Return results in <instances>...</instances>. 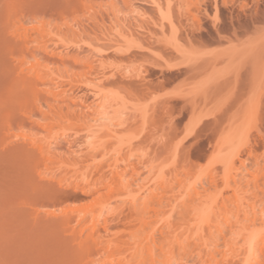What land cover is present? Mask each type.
Returning a JSON list of instances; mask_svg holds the SVG:
<instances>
[{
    "label": "rangeland",
    "instance_id": "obj_1",
    "mask_svg": "<svg viewBox=\"0 0 264 264\" xmlns=\"http://www.w3.org/2000/svg\"><path fill=\"white\" fill-rule=\"evenodd\" d=\"M19 68L24 74L45 73L44 83L37 86L41 95L32 92L30 97L17 82L22 74ZM55 88L63 90V96L53 98ZM48 105L57 111L67 105L81 108L91 116L92 129L55 119L57 111ZM46 112L52 113H47L50 118ZM43 114L48 117L45 121ZM51 119L52 128L45 123ZM9 122L15 130L11 134ZM18 127L30 132L27 138L13 139ZM31 130L34 135L29 138ZM56 132L58 138L63 132L69 135L57 140L52 137ZM50 135L48 154L68 156L88 144L112 159L118 153L132 159L146 152L149 157L157 154L156 163L168 185L174 172L181 179L174 190L167 188L166 196L181 184L196 185L199 190L203 185L210 193H218H211L218 199L213 210L209 207L218 216L224 212L223 200L230 201L229 208L235 202L230 200L236 193L231 187L234 181L230 186L222 176L227 172L224 161L238 150L232 171L243 206L247 205L243 209L251 210L245 218L240 215L239 224L249 223L261 236L264 0H0V264H87L77 242L89 238L90 225H85L90 216L81 218L77 209L89 204L96 191L88 198H72L38 180L43 174L49 179L50 169L59 163L43 168L45 163H37L29 147L43 143L44 138V144L48 143ZM41 168L47 173H39ZM132 171L126 172L124 181L132 179ZM105 187L96 189L106 192L102 199L111 195L107 194L110 186ZM72 202L77 209H72L76 207ZM107 209L105 214L112 208ZM255 212L258 220L254 222ZM224 213L215 214L217 220L230 217ZM232 216L234 212L225 232L236 220ZM243 240L239 238V245ZM196 253L194 249L190 264H200Z\"/></svg>",
    "mask_w": 264,
    "mask_h": 264
},
{
    "label": "bare ground",
    "instance_id": "obj_2",
    "mask_svg": "<svg viewBox=\"0 0 264 264\" xmlns=\"http://www.w3.org/2000/svg\"><path fill=\"white\" fill-rule=\"evenodd\" d=\"M26 37H25V40L27 39ZM28 40L29 39H27V41ZM31 41L33 40L31 39ZM30 42L29 44L33 43L34 46L37 43V42L35 43V41L31 43ZM29 44L28 42L26 43V45H29ZM37 44L36 46H39ZM45 48L47 47L45 46ZM33 55L35 54H32V56ZM23 57H25V55ZM28 65L33 68L35 66L34 63L32 64L34 66L27 64V67ZM19 66H23L24 68V65L20 64ZM23 68H19V71L21 69L22 74H20L19 72L18 77L19 75L20 77L17 82L20 83L21 85L23 84L25 88L28 89L29 91L28 95L30 97H32V92L35 94H38V96L41 95V92L39 91L37 86H40L44 83L43 81L45 80L44 78L45 71L43 72L44 74L42 76L35 75L34 74L35 71H33L34 73L31 71L29 72V74H24L25 72L24 69L26 68L24 69ZM35 69H36V66H35ZM37 71H36V74L41 73L40 71H38L39 73ZM27 73H28V70H27ZM58 76L60 77V75ZM51 79L52 78H50V80ZM60 87H61V84H60ZM59 88L57 87V89ZM57 89L55 90L57 92L53 91L54 92L52 95L53 98L55 97L57 98V96L61 94L60 91H63L61 89L60 90H57ZM65 90L67 89H64V93H65ZM49 95L47 96L48 99L50 98ZM52 105L51 107H49L48 105L49 107L48 109L54 108L52 107ZM59 107H56V108L58 109ZM71 107H72L71 105H67L66 108L64 107L59 108L58 111L55 110V108L52 109V111L54 110L55 112L56 111L57 112L54 114L56 118L54 116H52L51 118H55L57 120L61 118H62L61 120L63 119L73 120L75 124H79L81 126L86 125L87 129L91 130L93 126L89 124V121H90V120L88 121L89 114L80 110L81 108L72 109ZM49 111L51 112V110ZM31 112L32 110L30 111V113ZM48 112H46V114ZM48 114L47 116L51 115L52 113H50L49 115ZM44 115L45 114H43V117L41 116V118L44 119L45 121L46 118L48 117L45 118ZM22 116H24V114ZM52 120L53 119H51V121L49 120L50 122H45V123L47 124L51 123ZM74 120H76L77 123ZM9 124H7V126ZM91 124H94V123L92 122ZM11 125L12 124H10L9 128H11ZM49 126L51 127L53 125L48 124V127ZM8 130L9 131L7 132H9L10 134L12 131L15 132L13 128L8 129ZM5 132L6 130L3 133ZM26 132L25 130L22 131V129L19 128L16 131V133L12 134L13 136H15L13 137V139L14 138H27L28 133L30 134V132L28 133ZM31 133H33V131ZM63 133L61 134L60 132V134L62 135L60 137H64L65 134L67 136L69 135L67 132H63ZM57 134L58 132H56V134H53L54 136L52 137L57 140H60L61 139L60 137L58 138V136H55ZM32 135H34V133L29 135V138L30 136L32 137ZM5 136H7V134ZM47 138L46 139L49 140V142L47 141L49 144L48 143L44 144V142H46L45 138H44L45 141L44 140L41 141L43 143L37 145L36 147H34L31 144L29 147L30 153L34 156L35 161L37 163H40V165H41V162L45 163V164H42V165H45V166H42L43 168L47 167L50 169L52 167V165L48 167L49 165L48 163L50 162L51 163L58 162L59 166L53 167L55 171L53 169H50L51 173H50L49 179L47 178L45 179L44 176L46 175L43 174V179L41 176V178L38 180H41L42 183L47 184V187H49L53 191L64 192L68 194L69 197H72V198L82 199V198L87 197L90 192L96 191L94 193V196L92 197V201H90L89 204H82V206L79 205L81 207L77 209L76 204L74 203L75 204L74 205L72 202L73 206H76V207H73L72 209L75 210L76 208L78 212H81L82 215L79 213L81 215V218L82 216L83 217L88 216V215L90 216L89 222L86 223L85 225L86 228L88 224L90 225V227H88V229L89 228L91 229L88 235L89 238L85 240L79 239L80 241L77 240L79 241L77 243H80V245L78 246L82 248L83 257L85 259H88L87 264H190L189 263V259L191 258L190 255L192 254V258H193L195 254V253L193 254L194 249L197 250L196 254H197V257L199 258L198 261L200 262V264H264V236H263L264 234L262 233L261 235L262 238H261V236H259L260 232L258 231V229H254V227L250 228L249 223H246L244 225L239 224V221L243 217V216L240 217V215H244V218H245L246 217L245 215L248 213V211L250 212L251 210L248 209V211H246L247 209L246 210L243 209L244 207L243 206L244 204L242 201L243 198L239 195L240 184L238 185L239 182H237L236 180L237 178L235 177L237 176L236 172L232 171V169H234V167L232 168V166L235 163L234 161H232V159L233 157H239L238 150L237 152H234L230 156V158L228 157L226 158V161H224L226 163L225 171L227 172H224L226 174L223 175L224 177L222 176V179L224 178L226 182L224 180L223 181L226 184H230V186L232 185L230 182L233 180L234 185L231 187H233L237 193V194L235 193L231 197L232 199L230 198L231 203L235 201L234 203H232L233 205L231 208H229L231 205H228L229 207L226 206L227 205L226 203H230V201H228L227 198L226 199L228 202L227 201L225 202V200H223V202L225 203L224 204L225 208H222V211L224 210V212L226 213L225 217L228 214H230V217H231V214L233 215V212H234V217L233 216L232 217L236 219L234 220V222L232 218L230 219L231 222L233 223H230L229 228L226 229L227 230L226 231L227 233H226L225 226L228 227L230 217L227 216V220H225L226 218H222L224 216L223 215L220 218V220H217V218L220 217V215H222L224 212L221 213L220 211V215L218 216L215 210L214 212H212L214 213L215 218L211 220L209 216V213H211V211L214 209V207L217 204L215 203V201H217L218 199L217 195H216L217 197H213V195L218 194V193L211 192L213 193L212 195L209 191V188L207 190V187L205 189L203 185L201 186L203 189L201 188L199 190V188H196V185H194L195 186L194 188V187H191L190 184H188L190 187L184 184L186 186L185 187L183 184H181L179 185L180 186L179 189L176 187L178 189L176 192L173 191V193L170 196L168 197L166 196L165 191H167V188L174 190L175 184H178L181 179L178 180L177 179L178 175H176L177 173L174 172L172 174L173 181L172 183H170V185H168L167 176L165 175L163 170L159 167V164L156 163L157 154H155L154 157H149L148 152H146L145 154L141 156L138 155L136 156L135 159H132L131 155L121 156L123 154L118 153V156H116L115 158L113 157L112 159L109 157L110 155L108 156L107 153H104V154L102 153L103 149L99 147H95V146L89 148L90 145L88 144L85 147V149L83 148V149L78 150L76 154H72L68 156H61L55 153L48 154L49 153L48 151L50 150V144H51L50 143L51 135L47 136ZM63 139H66V138H63ZM24 140L25 139H23V141ZM71 140L72 141L70 142L72 143L76 141L75 137L74 139H71ZM35 141H37L38 143V139ZM146 141L139 142L138 145L143 146ZM58 142L60 143V141ZM24 143H27V142H24ZM35 144L36 143H34V145ZM69 144L71 145V143ZM35 167L38 169L39 165L37 166L35 165ZM130 168H132L133 170L132 171L133 173L131 175L132 179H129L128 181V178H127L124 181L126 172H128ZM235 168H237V166ZM43 170L44 169L39 170L38 172L40 173L41 171L45 173L47 171V170H44V171ZM38 172L36 171V174H38ZM34 174H35V171H34ZM260 178H262V176ZM261 180H264V179L262 178ZM105 186H108V187L110 186L109 188H111V190L109 191V189L107 188L109 191L107 194L110 193L111 195L107 197L106 199L104 198L102 199L103 197L102 194L105 191L104 192L102 191V193L100 191L99 193V191L97 190L99 188L101 190V188L103 189V187ZM201 190L202 191L205 190V192L208 191L209 193L208 192L206 193L203 192V193L205 194V196L208 193L209 196L207 195L205 197L204 194H201L202 192ZM89 195H92V194H89ZM210 196H212L213 199L215 198V200L211 201L213 199ZM233 198H235V200H233ZM213 203H215L214 204L215 206L213 205ZM224 206L222 205V207ZM246 206L247 205L245 204V207ZM167 207L168 209H166ZM209 207L212 210H210ZM262 207H264V204ZM31 208H33V206ZM36 208L37 207H35V209ZM107 208H112V209H110V211L107 212V214H105V209ZM232 208L234 209L233 211H232ZM261 208H260L261 211L258 210L260 211L259 213H261L260 214L261 217L260 216L259 217L264 219V208L262 209ZM68 209H71V208L70 207L67 208L66 211H68ZM164 210L166 211L168 210L169 214ZM55 212L56 211H54L53 213ZM165 212L168 214L167 219H165V217L167 216ZM241 212L243 213L240 214ZM163 213H165L166 216ZM212 213L211 215H213ZM235 213L236 214L238 213V214L236 215ZM256 213L258 212H255V215L252 214L253 215L252 217L254 218V222L258 220L255 217V216H258L256 215ZM215 214H217L218 216L217 218ZM249 214H247V216H249ZM85 226L83 225L81 228L82 230L81 229L80 230L83 231ZM207 229L209 231H207ZM197 230H201L202 232L199 231L201 233H196L198 232ZM203 230H206L207 232H209V235L204 234ZM239 238L240 240L241 238L244 239L240 245L238 243ZM261 242L263 243L260 248L259 246L261 245ZM200 246H202V248ZM259 249H260V252L257 253ZM218 256H221V259L220 257L218 258ZM229 256L231 257V259H229Z\"/></svg>",
    "mask_w": 264,
    "mask_h": 264
}]
</instances>
